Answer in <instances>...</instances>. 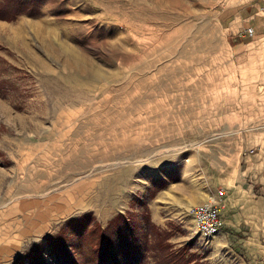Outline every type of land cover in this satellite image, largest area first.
<instances>
[{
	"label": "rangeland",
	"instance_id": "374dc122",
	"mask_svg": "<svg viewBox=\"0 0 264 264\" xmlns=\"http://www.w3.org/2000/svg\"><path fill=\"white\" fill-rule=\"evenodd\" d=\"M245 1L0 0V264H98L121 215L109 251L219 264L191 208L229 183L264 264V36L221 21Z\"/></svg>",
	"mask_w": 264,
	"mask_h": 264
},
{
	"label": "crops",
	"instance_id": "0c3cea01",
	"mask_svg": "<svg viewBox=\"0 0 264 264\" xmlns=\"http://www.w3.org/2000/svg\"><path fill=\"white\" fill-rule=\"evenodd\" d=\"M263 1L246 0L244 4L232 5L221 12L226 34L234 39L236 46L246 44L248 37L241 35L249 27L253 28L255 36H264ZM231 185L229 183L225 190L223 189L226 195L221 209L225 224L222 230L207 242L212 246L219 245L220 248L227 249V259L219 257L216 260L219 264H250L251 260L245 256V248H250L258 241L256 236L259 237L257 233L262 221L261 202L255 198V184L248 192L241 186Z\"/></svg>",
	"mask_w": 264,
	"mask_h": 264
},
{
	"label": "trees",
	"instance_id": "16d2710c",
	"mask_svg": "<svg viewBox=\"0 0 264 264\" xmlns=\"http://www.w3.org/2000/svg\"><path fill=\"white\" fill-rule=\"evenodd\" d=\"M2 17H4V15L0 14V18ZM124 222L127 223V220L124 215H121L115 218L110 223V225L104 230V233H106V236L104 235V239L106 241V243L104 242L105 249L100 251L101 258L98 264H145V259H142L145 254V250L155 252L154 256L159 264H174L179 261L178 257L173 253H168L167 255H164V252L162 253V251L166 250V246H162L160 242H158L157 244L156 242L150 243V245H148L146 249L141 243V241L144 240H141L137 233L136 235L138 237L136 235L135 237L133 236L132 242L130 244L127 241L126 243L121 242L119 243V246L115 247L114 252L109 251L108 245H112V237L114 238V240L116 239V241H118L117 238L121 234V228L119 224ZM167 260H169L170 263ZM71 264L77 263L72 262Z\"/></svg>",
	"mask_w": 264,
	"mask_h": 264
},
{
	"label": "built area",
	"instance_id": "2783aa9c",
	"mask_svg": "<svg viewBox=\"0 0 264 264\" xmlns=\"http://www.w3.org/2000/svg\"><path fill=\"white\" fill-rule=\"evenodd\" d=\"M254 30L247 28L241 36L252 37ZM225 191L220 190L216 195H212L203 203L194 205L191 208V214L195 220L198 231L204 236H214L218 234L224 224L221 205L225 198Z\"/></svg>",
	"mask_w": 264,
	"mask_h": 264
}]
</instances>
